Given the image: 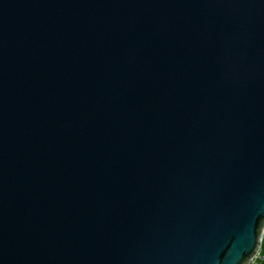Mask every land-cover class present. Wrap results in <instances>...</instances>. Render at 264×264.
Segmentation results:
<instances>
[{
    "label": "water",
    "instance_id": "obj_1",
    "mask_svg": "<svg viewBox=\"0 0 264 264\" xmlns=\"http://www.w3.org/2000/svg\"><path fill=\"white\" fill-rule=\"evenodd\" d=\"M264 230V0H0V264H249Z\"/></svg>",
    "mask_w": 264,
    "mask_h": 264
},
{
    "label": "rangeland",
    "instance_id": "obj_2",
    "mask_svg": "<svg viewBox=\"0 0 264 264\" xmlns=\"http://www.w3.org/2000/svg\"><path fill=\"white\" fill-rule=\"evenodd\" d=\"M249 264H264V230L261 236L259 251Z\"/></svg>",
    "mask_w": 264,
    "mask_h": 264
},
{
    "label": "built area",
    "instance_id": "obj_3",
    "mask_svg": "<svg viewBox=\"0 0 264 264\" xmlns=\"http://www.w3.org/2000/svg\"><path fill=\"white\" fill-rule=\"evenodd\" d=\"M255 256H256V255H255ZM255 256L253 257V259L255 258ZM253 259H252V260H253Z\"/></svg>",
    "mask_w": 264,
    "mask_h": 264
}]
</instances>
